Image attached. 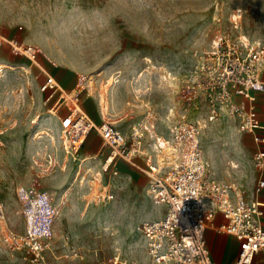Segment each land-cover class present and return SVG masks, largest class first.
I'll return each instance as SVG.
<instances>
[{"label":"rangeland","instance_id":"obj_1","mask_svg":"<svg viewBox=\"0 0 264 264\" xmlns=\"http://www.w3.org/2000/svg\"><path fill=\"white\" fill-rule=\"evenodd\" d=\"M0 27L5 39L18 40L35 53L32 61L14 56L8 43L1 51L0 204L5 213L0 217V264L25 263L4 240L6 233L24 234L17 189L36 179L55 204L65 206L54 223L47 262L104 264L119 257L150 264L138 229L160 219L163 208L149 195L148 179L122 166L121 176L105 177L98 190L72 185L78 165L60 143L57 118L65 109L56 114L59 94L47 101L39 79L53 74L67 92L79 86L82 105L94 121L127 132L153 108L164 131L166 119L181 106L185 74L217 35L264 44V0H0ZM45 47L62 53L52 58ZM106 89L108 114L97 101ZM202 146L214 179L236 184L247 198L256 171L254 150L237 123L211 124ZM222 243L220 238V248Z\"/></svg>","mask_w":264,"mask_h":264},{"label":"built area","instance_id":"obj_2","mask_svg":"<svg viewBox=\"0 0 264 264\" xmlns=\"http://www.w3.org/2000/svg\"><path fill=\"white\" fill-rule=\"evenodd\" d=\"M6 43L14 56L25 55L32 61L34 49L5 39L1 27L0 60ZM263 73L264 44L217 35L211 49L185 74L181 106L176 116L166 119L164 131L159 129L161 119L153 108L127 132L105 120L94 121L82 105L79 86L67 92L53 74L40 77L39 89L49 95V102L59 94L53 106L56 114L65 109L64 116L57 118L60 143L66 156L78 165L72 185L98 190L104 187L105 177L119 178L122 166L138 170L148 179L149 195L163 208L160 219L145 222L138 229L150 264H252L264 250V204L248 201L238 195L233 184L214 179L202 138L211 124L228 120L237 123L239 133H250L255 143L264 144L256 108L257 93L264 91ZM93 134L96 142L92 152L80 158ZM253 165L258 172L264 169V151L254 155ZM39 180L17 189L25 232L19 236L6 233L4 240L11 252L21 253L24 264H50L46 254L55 239L54 223L65 207L54 203ZM263 189L264 180L259 179L255 193ZM91 199L97 201L100 196ZM4 213L0 204V217ZM219 216L223 223L218 233L236 244L233 261H216L206 237ZM104 264L138 263L113 257Z\"/></svg>","mask_w":264,"mask_h":264},{"label":"crops","instance_id":"obj_3","mask_svg":"<svg viewBox=\"0 0 264 264\" xmlns=\"http://www.w3.org/2000/svg\"><path fill=\"white\" fill-rule=\"evenodd\" d=\"M262 79L264 81V73H263ZM257 99L258 100L256 103V108H257V112H258V121L263 126V130L259 131V133L264 136V91L257 93ZM58 124H59V122H58ZM243 135L250 141V147L249 148H251V150H254L252 153L253 157L257 152L264 151V144L255 143L254 136L252 134L242 133V136ZM93 141L96 142V136L94 134L91 135L87 141L86 146L88 145L89 148H88V152L85 153L84 155H82L83 157L88 156L90 154V152H92V148L94 146V144L92 145ZM259 179L264 180V169L260 172H258V171L254 172V174L252 176V182L253 183H252V185H250V188L248 189V197L247 198H245L242 195L239 187H237L236 184L228 183V182H225V184H233L238 190V195L243 197L244 199H246L248 201H258V202L264 204V189L261 190L258 194L255 193V187H256ZM220 183H222V182H220ZM222 223H223V219L221 216H219L214 224H215V227H218V226L220 227V225ZM263 226H264V218H263ZM206 237H207V240H208L211 252H212V256L216 261H222V260L233 261L234 260L235 253H236V248H235L236 244L229 236H227L225 234L218 233V230L216 228H211L210 230H208ZM220 238H223L222 248H220V244H219ZM252 264H264V250L255 256Z\"/></svg>","mask_w":264,"mask_h":264},{"label":"bare ground","instance_id":"obj_4","mask_svg":"<svg viewBox=\"0 0 264 264\" xmlns=\"http://www.w3.org/2000/svg\"><path fill=\"white\" fill-rule=\"evenodd\" d=\"M45 52L48 54V56H50V57H52V58H57L56 57V53H58V55L60 56L61 55V51L56 47V49H55V52L56 53H53L50 49H48L47 47H45ZM107 89H106V92H104V93H101V95L99 96V98H98V100L97 101H99V106H100V108H101V110H102V112L103 113H106L107 112V114H108V111H109V108H108V106H107ZM100 94V93H99ZM90 95L91 96H93V94H91L90 93ZM71 107H72V105H71ZM64 116V115H63ZM62 116V117H63ZM61 117V118H62ZM221 122V121H220ZM218 123V122H217ZM232 168L233 169H237V166H234V165H232ZM98 184V183H97ZM99 186V185H98ZM71 190H73V189H71ZM65 196V195H64ZM211 228H216L217 230H220V228H219V226L218 227H215V224H211L210 226H209V228H208V230H210ZM208 230H207V232H208Z\"/></svg>","mask_w":264,"mask_h":264}]
</instances>
